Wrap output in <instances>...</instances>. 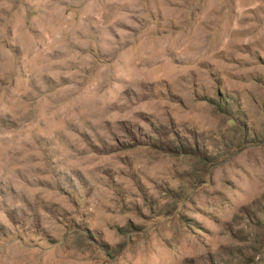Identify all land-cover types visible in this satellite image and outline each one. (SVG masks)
I'll list each match as a JSON object with an SVG mask.
<instances>
[{
	"label": "rangeland",
	"instance_id": "rangeland-1",
	"mask_svg": "<svg viewBox=\"0 0 264 264\" xmlns=\"http://www.w3.org/2000/svg\"><path fill=\"white\" fill-rule=\"evenodd\" d=\"M0 264H264V0H0Z\"/></svg>",
	"mask_w": 264,
	"mask_h": 264
}]
</instances>
